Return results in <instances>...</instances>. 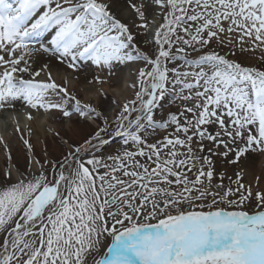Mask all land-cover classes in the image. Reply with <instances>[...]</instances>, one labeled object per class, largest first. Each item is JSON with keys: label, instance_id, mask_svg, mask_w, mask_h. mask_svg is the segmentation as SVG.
Instances as JSON below:
<instances>
[{"label": "snow or ice", "instance_id": "1", "mask_svg": "<svg viewBox=\"0 0 264 264\" xmlns=\"http://www.w3.org/2000/svg\"><path fill=\"white\" fill-rule=\"evenodd\" d=\"M64 2L69 3V0ZM155 3L163 5L165 0H155ZM166 4L172 8L173 18H166L167 22L160 26L165 30L163 34L159 29L156 32L161 47L155 59H150L138 50L135 55L124 51L133 46L134 36L128 25L115 18L108 10V5L101 0H82L81 3L69 4L68 7H63L60 0H0V50L10 56L18 50H27L29 41L39 42L44 33L54 28L55 34L51 37V42L55 45V51L63 57H71L72 61L78 56H86L97 65H110L113 60L137 59L153 65L151 71L141 70L139 74L142 82L141 92L137 93L140 108L135 107L136 101H132L131 106L126 103L123 112L117 117L119 128L116 134L124 138V143L131 140L137 145L143 144L146 141L140 133L146 127L167 126L166 123L157 124L153 120V108L158 99L164 98L166 92L168 70L162 67L161 58H175L170 50L164 49L163 44L167 43L171 48L173 41L169 39V35L175 31L172 25H179L184 19L185 5L195 4L204 10L188 17L192 21L202 19L203 23L196 28V34L191 36V40H182L184 45L208 44L211 39L217 38L218 32L225 31L220 23L221 19H225L231 20L232 25L242 30L245 36L254 37L255 41L260 42L259 46H264V0H166ZM41 6L46 10L33 19ZM131 7L145 21L143 6L133 4ZM176 12L181 15H175ZM73 13L79 14L73 19ZM139 27L147 29L148 24L145 21ZM206 29L207 39L201 35ZM184 31L187 32L188 29ZM228 31H233V28L229 27ZM41 47L48 51L43 44ZM178 51L183 53L184 48ZM23 59V54L7 60L4 55H0V109L16 99L25 100L33 108L44 107L48 91L61 88L54 81L42 83L17 77V72L28 71L27 67H18ZM193 63L208 64L213 68L211 74L206 73L203 67L199 73H176L177 77H195L193 83L183 84L184 88L190 90L201 87L203 81V91H196L195 97L191 92L182 97L185 100L195 99L196 108L202 109L193 135H198L203 140L205 130L200 126L210 122L218 123L233 143L240 140L245 145L236 149L234 163L254 145L264 151V71L242 67L215 52L201 56ZM69 67L74 68L75 64H69ZM176 83L183 82L178 79ZM61 90L67 92L66 88ZM142 93H147L150 98L143 100ZM76 103L79 104V101ZM47 107L61 106L47 104ZM221 109L224 111L218 114ZM186 110L194 111L193 108ZM136 111H140L142 115L136 116L134 120L130 119L131 113ZM92 113L97 118L101 116V113L88 106V114ZM80 114L85 115L84 112ZM225 114L232 118L231 128L225 126ZM63 115L68 117L71 113L65 110ZM211 118H215V121ZM144 119L147 125L142 123ZM170 120L177 125V131H189V127L179 124L175 115H171ZM104 122L108 123L106 118ZM187 123L189 126L192 124L191 121ZM253 124L258 125L255 132L249 127ZM104 131L107 129L96 131L84 141V145L92 146L93 139L101 144L106 143L101 139V132ZM219 136L220 133L209 134L206 138L222 144L227 149L222 155L227 157L232 149L228 143L218 139ZM165 141V147L172 145L175 148L176 145L187 144L189 153L192 152V136H187L186 139L177 136L174 140L165 137ZM25 144H28L27 140ZM148 147L151 150L149 159L154 154L159 161L157 145ZM83 149V145H73L65 157V160L71 157L77 163L72 179L62 171L57 180L48 182L41 173L38 178L28 182L21 181L0 190V230L11 235V240L6 239L3 244L4 254L0 264H89V261L91 264H264V193H256L259 210L255 214L214 207L217 203L215 198L211 204H196V200L210 195L196 187L203 186L202 177H206L208 181L212 179V162L207 157L204 160L209 165L208 171L201 169L194 181H189L186 174L173 171V167H183L187 163L186 160L177 162L174 159L177 155L175 151L171 153L172 159L157 163L156 168L151 171L136 162L133 167L142 171H124L125 176L132 178L129 184L114 175L109 180L108 173L94 177L93 171L86 165L95 169L100 162L95 158L80 160L78 157ZM135 155L143 156L145 153L143 149L138 153H124V157L128 159ZM190 158L196 159L195 156ZM169 175L174 176L175 180H168ZM97 178L101 182L99 185L96 183ZM161 181L165 184L182 185V191H168L158 187L149 189V185L159 184ZM62 182L65 183L64 191L60 190ZM116 185H120L122 189L126 187L148 191L144 194L140 191L129 193L121 190V199L110 192ZM243 187L241 184L240 188ZM246 191L247 195L241 193L238 203H228L237 207L242 205L252 195L250 188ZM194 192L199 195L194 196ZM231 192L229 189L225 195ZM101 193L104 194L103 198ZM160 193L166 198L158 201L155 197ZM137 197H142L139 204L135 202ZM149 202L151 210L146 211ZM185 203L190 210L181 208ZM205 208L208 210L205 211ZM36 233L39 234V246L36 240L30 239ZM109 240L110 243L105 247V241Z\"/></svg>", "mask_w": 264, "mask_h": 264}, {"label": "rangeland", "instance_id": "2", "mask_svg": "<svg viewBox=\"0 0 264 264\" xmlns=\"http://www.w3.org/2000/svg\"><path fill=\"white\" fill-rule=\"evenodd\" d=\"M78 2H81L82 0H75ZM102 1V0H101ZM149 0H122L123 5L120 6V12L118 13L120 15H132V18L129 19V21H123L124 23H130L133 22V25H129V30L134 36V40L132 42V47L129 49H125L124 51L127 52L128 50L133 51L135 54L137 53V50L140 53L146 54L150 59H155L158 54L161 47V41L157 39L156 32L159 29L161 34L165 31L160 26L165 24L166 18H163L162 12L164 11L163 5H158L155 3V0H150L149 4L154 3V12L150 13L149 15H145V21L148 24L147 29L143 27H139L142 23L145 21H142L140 17L136 16L135 9L131 7V5L135 4L137 7H141V4L144 2H147ZM61 4L63 3L62 0H60ZM214 2V0H213ZM53 7L55 5L53 4ZM186 11L183 13L184 19L179 25L173 24L172 27L175 29L173 33L169 35V39L173 41L171 44V48L169 49V45L167 43L163 44V47L165 50H170V54L175 57L174 59H164L161 58L162 61V67L167 68V76L168 79L165 81L166 85V92L163 99H158L156 102V106L153 108V120L157 123H166V127H146V130L142 131L140 135L142 138L146 141L143 144L137 145L136 143L129 140L127 144L124 143V138L120 135H117L116 132L119 128V125L117 121H112L113 116H111L108 111H104V115L107 118L108 123L104 124L107 131L101 132V139L105 141L106 143L101 144L99 141L93 139L92 140V146L77 144L75 146L83 145L84 149L79 154V159L83 161H87L89 159H98L100 162L99 167L93 169L92 166L86 165L89 167L90 171H93L94 177L103 176L106 173H108V179L111 180V176H115L119 180L126 181L127 183H131V177L125 176L124 171H142L140 168L133 167V165L138 162L140 165H144L151 171L152 169L156 168L157 163H162L164 160L172 159L171 153L175 151L177 155L174 157V159L178 162L180 160H186L187 163L183 167H173V171L180 172L182 174H186L189 181H194L196 179V176L199 174L200 170L203 169L205 172L208 171L209 165L205 162L204 158L207 157L211 160V169L213 171V176L211 181H208L206 177H202L203 180V186L197 185V188H201V190L207 191L210 193L206 198L202 200H196V204H211L213 198L216 199L217 203L214 207L223 208L228 211L232 210H242L246 211L249 214H255L259 209L257 208V199H256V193H264L262 189H258V187L255 186V183L253 185L250 181H248L247 176H245V180L240 176L239 181H237L238 175L236 173V169L241 164L239 162H243L244 160H240L238 162H233L235 160V151L239 147H244V143L240 141L239 143H233L230 138L224 134L223 130L221 129L220 125L216 122H210L205 125H201L200 128L205 130V138L203 140L200 139L198 135H193L194 132H196V121L199 118V112L202 109L196 108V102L195 99L192 100H185L182 97L191 94L193 97H195L196 91H203V81H201V87L199 88H193V89H187L183 87L184 83H193L195 81V77L192 75H181L177 77L176 73H199L201 70V67H203L204 71L208 74H211L213 71V68L208 64L199 65L196 63H193V61H197L199 57L204 56L206 54L215 52L221 56H224L227 60L233 61L236 63H239L242 67H248V68H254L258 71H264V59L261 58L263 54L260 55V57L252 56L251 53L246 52V48H248L247 45V38L249 36L242 35L243 31L240 29H237L235 25H232L231 20H225L221 19V25L225 29L224 32H218L217 38H213L210 40V42L206 45L201 46L199 43H192L189 45H184L182 43V40H191V36L195 35L196 28L199 27L203 20L198 21H192L188 19V17L197 14V12H201L204 9L202 7H197L195 4L193 5H185L184 6ZM219 7V5H217ZM161 10V11H160ZM45 11V10H44ZM117 13V12H114ZM173 13V12H172ZM135 15V16H133ZM175 15H181L180 12H176ZM168 18V17H167ZM173 16L171 14L172 19ZM213 23H215V20H213ZM153 25V26H152ZM229 27L233 28V31L229 32ZM184 29H188L187 32L184 31ZM214 31L216 29H213ZM207 29L204 30L201 35L207 39ZM114 34V33H113ZM182 38L181 40H178L177 38ZM243 37V38H242ZM51 38V34H49V31L44 33L41 37L39 44H44L45 46L47 43L49 44V39ZM162 39V37H161ZM251 41V47H257L258 41L254 40V37L250 40ZM260 45V44H259ZM260 46H258L259 48ZM184 48V52L180 53L178 49ZM23 50V49H21ZM24 51V50H23ZM49 55L53 56L55 55L56 51L55 49L49 50L47 52ZM58 53V57L60 58V61L63 60V56H61ZM86 60L90 64L91 67L96 66L97 64L90 58L86 57ZM115 68L120 69L121 65L123 64V61H117L115 60ZM129 64L128 70L126 73H124L123 77V86L118 88H109L104 89L100 84L97 83L96 79L89 80L83 85L85 88L93 87L91 90V97H98L100 95L101 90H106L110 97L114 99V102L117 104L125 105L126 103L130 104L132 101H136L135 107L138 109L140 108L141 102L137 100V93L141 92L142 89V82L140 79L139 71L143 70L142 68L146 67L148 70L145 69V72H149L152 70L153 65L149 64L143 59H137L134 60L137 65H139L138 69L133 70L131 67V63L128 62V60H124ZM251 61H253L251 63ZM47 61H44L42 64L38 66L39 70L36 73H39V75L34 74V78L41 81H46V74L44 67H47ZM141 68V69H140ZM175 70V71H174ZM54 76V75H53ZM182 81L183 83H176L177 80ZM70 83V81L68 82ZM68 93V84L66 86ZM249 94L251 95V88L248 89ZM210 95L212 93H209ZM143 100H147L150 97L147 93H142ZM80 101V98H78ZM201 103H203V100H201ZM24 109L29 108L28 104H23L22 106ZM212 107V106H210ZM124 108V107H122ZM121 108V109H122ZM187 108H193V112H188ZM224 110H218V114L220 112H223ZM123 112V111H122ZM74 114V113H73ZM121 115V114H120ZM127 115V114H125ZM142 115L140 111L132 112L130 115V119H135L136 116ZM175 115L177 117V120L181 126H187L189 127V131L187 133H184L183 131H177V125L170 120V116ZM72 116V115H71ZM84 120L89 121L90 119L87 117V115H82ZM70 119V116L65 117L61 121V126L63 129H66L68 127V121ZM212 121H215V118H211ZM223 119L225 121V126L231 128L232 124V118L228 117L226 114L223 115ZM33 120V118H32ZM188 121H191V126L188 125ZM127 123V121H125ZM142 123H145L147 125L146 119L142 120ZM249 127L252 128L253 132L256 131L258 128V125L253 124ZM150 129V130H149ZM217 133H220V136L218 139L223 140L225 143L229 144V147L232 149V151L228 152L227 157L223 156L222 153L227 151V149L224 148L222 144H218L214 141L208 140L206 137L207 135H216ZM179 137L180 139H186L187 136H192V152L189 153L187 144L184 146L176 145L175 148H173L172 145H167L165 147L166 141L165 137L169 139H175V137ZM91 138V137H90ZM157 145V148L160 152V160H157L156 155L152 154L151 159H149V154L151 150L149 149L148 145ZM202 145V147H201ZM141 149H143L145 155H135L131 159H128L124 157V153L127 152H133L138 153ZM207 149H210L209 152H206ZM68 150V149H67ZM68 152H66L61 157L56 158L55 161L49 162L46 164V168L41 171V169L37 170L34 175H31L30 178H16L14 181V184L24 181L28 182L34 178H38L41 173L46 177L48 182H54L59 178L60 173L63 171L64 175L68 177L69 179L73 178L74 170L77 168V163L72 160L71 157H69L67 160H65V157L68 156ZM254 154V153H253ZM252 155V154H251ZM260 155H257V157ZM195 156L196 159H191L190 157ZM250 156V155H249ZM116 157H120V159H114ZM249 158V157H248ZM251 160L254 159L253 156H250ZM245 163V162H244ZM222 164V165H221ZM63 166V167H62ZM248 171H245L246 174L253 172V170L246 166L243 167ZM115 169V171H113ZM21 177V176H20ZM168 180L174 181V176H168ZM115 183V181H112ZM97 185H99L101 182L97 178L96 180ZM243 185V188H240V185ZM8 187L11 186L9 183L6 184ZM0 185V190H4L7 188V186ZM2 186V187H1ZM151 187H158V188H165L168 191H182L183 186H177L175 183L172 184H165L162 181L159 184H152L149 185V189ZM239 188V191L237 189ZM251 189L252 195L242 204L238 207L236 205L229 204L228 201H236L239 202L240 195L243 193L244 195H247V189ZM65 189V183H61V191H64ZM231 189L232 192L228 195H225L228 193V190ZM121 190H126L129 193H132L134 191H140L141 193L147 194L148 189H133V188H121L120 185H116V188L111 189L110 192L114 193L116 196H120L121 199H123V196H121L120 192ZM65 194H67L65 192ZM212 194H215L213 196ZM103 193H101V197L103 198ZM193 195H199L198 192H194ZM111 198V197H109ZM158 201L166 198L164 197L163 193H160L156 195L155 197ZM223 198V200H221ZM140 199L142 197H137L136 203H140ZM151 199V198H150ZM181 208L183 210H190L188 204H182ZM146 211L151 210V203L146 206ZM205 211L208 209L205 208ZM107 211V209L105 210ZM19 217H17L18 219ZM153 223L155 221H152ZM11 223V222H10ZM14 227V224H13ZM35 232V229H33ZM39 234L36 233V235L30 237V239L37 241V246H39ZM11 240V235L8 232H5L3 230H0V259H2L3 256V244L5 240ZM29 239V238H26ZM110 243L109 241H105V247L107 244ZM26 259V257H25ZM89 264H91V261H89Z\"/></svg>", "mask_w": 264, "mask_h": 264}, {"label": "bare ground", "instance_id": "3", "mask_svg": "<svg viewBox=\"0 0 264 264\" xmlns=\"http://www.w3.org/2000/svg\"><path fill=\"white\" fill-rule=\"evenodd\" d=\"M62 2L61 5L63 7H68L69 4L81 3L82 1L69 0V3H65L64 0H62ZM101 2L106 3L111 14L115 16V18L121 20V22L129 21V19L132 18L130 14L120 15L118 13V11L120 12V6L123 5L122 0H102ZM149 2L151 1L149 0L141 4L145 15L154 12L155 4H149ZM163 8L164 11L161 16L167 18L173 10L171 6L166 4V0ZM44 10H46L44 6L38 8L33 19L38 18ZM78 14L79 13H73V19ZM135 15L138 16L137 13H135ZM125 24L129 27V25H133V22ZM49 34H51L52 37L55 34V29H50ZM252 38L253 37L247 38L248 48H246V52L251 53L252 56L255 57H260V55L263 54L261 58L264 59V46L258 48L260 44V42H258L257 47H251L252 44L250 40ZM44 47L48 48V51L55 49V45L52 44L51 38L49 39V44L47 43ZM48 51H45L44 48L41 47V44L35 41L28 42L27 50H18L12 53L11 56L7 52L0 50V55H4L6 60L12 57H18L21 54L24 55V59L18 67H27L28 71L23 73L17 72L15 74L17 77H23L25 80H34L42 83L54 81L57 85L61 86L60 89L48 91L45 97L44 107L37 106L33 108L25 100L16 99L6 103L5 107L0 109V185L2 186L8 183L14 185L16 178L21 179L27 177L28 179L31 175L37 173L36 171L39 169L43 171L47 163L55 161L56 158L64 155L70 150L71 146L84 143V141L92 137L96 131L105 128L104 121L106 116L103 113L104 111H108V113L113 116L112 121H117V117L120 116L123 111L122 107L124 106L115 103L114 99L110 97L106 90H101L100 95L96 98L90 96L92 95L91 90L93 87L90 89L83 86L87 81L96 79L97 83L104 89H120L124 85V74L121 68H115V60H113L110 65L100 64L91 67L86 60V56H78L75 61H72L71 57H63V60L60 61L57 52L55 55L51 56L47 53ZM127 52H131L135 55L131 50ZM44 61H47L48 64L47 67H44L46 70V81L37 80L34 78V74L38 72V66ZM128 62L131 63L130 65L133 70L138 69L139 65H137L134 60ZM252 62L253 61H251V63ZM72 63L75 64L74 68L69 67V64ZM142 69L143 71H145V69L148 70L146 67ZM140 72L141 70L139 74ZM49 74L51 79H49ZM69 81L70 83H68ZM67 84L68 93L66 94V92L61 89H65ZM73 97H75V99H73ZM78 98H80V101ZM76 101H79V104H77ZM23 104H28L29 106V110L24 114V118H22L20 114L26 110L22 107ZM47 104H59L61 107L49 108ZM88 106L94 108L96 112L101 113V116L97 118L95 113L88 114ZM65 110L70 112L72 116L70 115L68 127L63 129L60 123L65 118L63 115V111ZM81 112H84L90 120H84L83 116L80 114ZM29 114H31V119L33 118V120L29 121L27 124L26 121L29 120ZM1 118L4 120H1ZM25 140L28 141V144H25ZM236 143L240 144V140H237ZM29 145L31 146L30 148ZM209 151L210 149L206 150V152ZM259 152L260 155L257 157ZM249 155L253 156L254 159L251 160ZM240 160L244 161L239 162L241 164L236 169L235 174L239 175V178L242 176L244 180L245 176H247L248 181H250L252 185L255 183L258 189L264 191V151H260L254 145L252 149L240 157ZM246 166L253 170L252 174L251 172L246 174L245 171L248 170L243 168ZM9 251H11V249Z\"/></svg>", "mask_w": 264, "mask_h": 264}]
</instances>
